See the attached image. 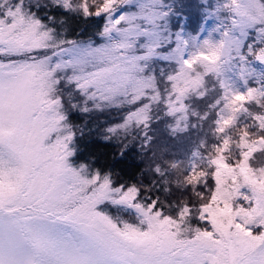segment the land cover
Returning a JSON list of instances; mask_svg holds the SVG:
<instances>
[{
  "label": "snow or ice",
  "instance_id": "obj_1",
  "mask_svg": "<svg viewBox=\"0 0 264 264\" xmlns=\"http://www.w3.org/2000/svg\"><path fill=\"white\" fill-rule=\"evenodd\" d=\"M130 2L55 0L65 12L103 18V37L111 39L113 31L124 34L129 28L140 27L136 21L142 19L141 34L161 39L147 27L154 23L150 19L154 10L116 15L121 4ZM233 2V11L241 17L240 21L233 19L235 26L244 21H251L250 26L264 23V5L259 0ZM253 8L256 15H252ZM38 11L35 0H0V56H27L0 60V264H264V169L257 174L251 163L256 153L264 151V136L253 138L245 129L241 158L232 163L226 155L231 150L230 139L216 146L217 155L211 161L216 186L197 210L199 221L206 226L197 225L186 233L182 225L192 215L191 206L185 205L176 217L166 215L158 201L147 206L138 202L137 187L115 186L110 174L89 172L87 164L75 162L76 133L64 111L63 97L57 95L58 74L71 72L65 82L75 85L86 102L97 97L108 101L135 82L141 90V96L132 101L136 103L144 94L142 90L153 87L134 75L142 71L140 61L153 56L176 58L181 67L169 77L177 96V101L170 102L169 114H174L186 108L182 103L176 107V103L202 85L203 75L194 77L192 71L197 65L205 67V74L218 71L231 51L228 41L206 40L202 49L184 59L187 41L178 35L177 46L168 52H159L166 45L156 43L148 45L143 55L129 56L127 49L132 45L127 43L82 46L77 41L60 40ZM258 31L257 43L264 39V29ZM243 34L246 37L247 33ZM171 42L167 38V43ZM49 49L51 54H47ZM249 55L264 63V48L253 53L250 45ZM104 60L111 63L96 67ZM88 67L94 70L88 72ZM260 97H264V85L246 93L235 92L231 110H246L245 105ZM142 111L136 109L125 123L107 131L115 134ZM139 119L144 123L148 116ZM254 119L260 124L259 131H264V117ZM234 121V116L218 121L217 131L224 133ZM224 169L229 175H222ZM207 175L192 173L191 182L199 183ZM242 186L252 190L251 196H244L246 201H254L251 207L234 204ZM104 204L133 207L141 217L140 224H118L101 210Z\"/></svg>",
  "mask_w": 264,
  "mask_h": 264
},
{
  "label": "trees",
  "instance_id": "obj_2",
  "mask_svg": "<svg viewBox=\"0 0 264 264\" xmlns=\"http://www.w3.org/2000/svg\"><path fill=\"white\" fill-rule=\"evenodd\" d=\"M224 1L166 0V5L161 9L165 17L161 22L154 23L161 28L159 44L166 45L158 51L168 52L175 48L178 35L187 41L184 59L202 49L207 32V29L202 31V27L213 21L215 25L223 21ZM35 3L39 5V16L55 30L53 34L58 39L94 44L104 40L105 37L100 35L105 24L103 18H84L78 13L65 12L56 6L55 0H35ZM129 9L130 3L120 5L122 12ZM225 12L231 15L230 8ZM224 25L230 26V23L224 22ZM263 26L261 29H264ZM169 37L172 41L170 44L167 43ZM257 38L258 35L255 37L250 33L248 41L239 50L230 48L228 55L223 57L225 64L219 66L218 71L205 74V67L197 65L191 74L194 77L198 73L203 75L202 85L194 87L176 103L177 107L182 103L186 108L174 114H169L172 106L169 102L177 101V96L173 94V81L169 77L176 74L181 66L172 58L153 56L141 61L143 68L137 73L153 87L142 90L144 94L136 103L132 101L141 96V90L136 88L133 91L131 85H127L126 90H129L126 96H122V103L115 100L100 104L99 97L86 102L85 96L76 90L75 85L65 82L71 72L64 73L62 96L68 122L76 133L75 162L87 164L89 172L100 170L110 174L115 186L137 187L140 203L147 206L158 201V207L163 208L166 215L176 217L185 205L191 206L192 215L182 225L186 233L197 225L205 227L198 219L197 210L208 201L216 186L211 176L214 171L211 161L217 155L216 146L222 145L225 138L230 139L231 150L226 155L232 163L241 158L243 149L240 141L245 129L254 134L253 138L256 135L264 136V131H259L260 124L254 119L255 116L264 117V97L245 105L246 110H231L235 107L231 105L235 92L246 93L249 88L260 89L264 85V63L255 55H249L250 45L253 53L264 48V39L257 43ZM196 42L202 43V46L198 48ZM137 47L140 51L145 50L139 44ZM84 108L89 110L83 111ZM136 109H148L147 121L139 123L130 120L115 134L107 131L125 123L129 114ZM231 116L235 117L233 125L224 133H219L217 129L220 125L217 122ZM260 154L261 163H264V151ZM193 159L197 162L195 166L192 165ZM251 163L259 174L262 168H259L257 153ZM201 172L207 173V177H202L199 183L191 182V174L199 175ZM205 179L207 183L203 182ZM118 208L122 213L112 205H107L105 210L115 216L118 224H123V217L129 215L140 224L139 217L131 210Z\"/></svg>",
  "mask_w": 264,
  "mask_h": 264
},
{
  "label": "rangeland",
  "instance_id": "obj_3",
  "mask_svg": "<svg viewBox=\"0 0 264 264\" xmlns=\"http://www.w3.org/2000/svg\"><path fill=\"white\" fill-rule=\"evenodd\" d=\"M223 3H224L223 4L224 9H223L222 13H224V14H222L221 17L223 18L224 22L230 23V26L229 25H224L223 21H222L223 23L222 22L218 23L219 25H215L214 21L208 23L207 26L203 25L202 31L207 29V32L205 34L206 36L204 37L203 40L204 41L210 40V41L216 43V42L221 41L222 39H225V40L228 41L229 48H231V49L233 48L235 50H239L241 42H242V44H245L248 41L250 33L255 34V37H257V35L259 36V31L258 30L261 29V25H264V23H256L255 26H250L251 23H252L251 21H244V22H241L239 27H237V26L234 25L233 19L235 18L237 21H240L241 17L237 16L236 13L233 11V8L235 6L233 0H226ZM259 3L261 5H264V0H259ZM165 5H166V0H131V2H130L131 9H129L127 12L119 11V12L116 13V15L119 16V15L124 14V13H141L142 9H148V10H154V11H151L150 19H152L154 21V23L157 22V21L161 22V19H163L165 17V15H166L165 12H162V10H161ZM227 8L231 9V13H230L231 15H227L226 14L225 11H227ZM219 11L220 10H218V12ZM218 12L216 11V13H218ZM160 13H161V15H160ZM256 14H257L256 10L253 8L252 9V15H256ZM154 23L147 24V27L149 28L150 31H155V32L161 34V28L157 27L156 24H154ZM136 24L140 25V27L129 28L128 31L125 32L124 34H117V32L113 31L112 34H111V39L105 37L104 40L100 44H94L93 42H85V41H82V40H79L77 42H79L82 46L83 45H87L89 43L93 44V46H98V45H101V44L112 45L113 42L127 43V44L132 45V47L127 49V54L129 56L143 55L148 50L147 46L159 43L158 42L159 39H157L156 36H149V35L141 34L142 29L145 26V21L144 20H142V19L141 20H137ZM121 27L124 28V27H127V25L126 24H122ZM226 32L230 33V35L228 37H225V35H224V33H226ZM245 32L247 33L246 37L243 34ZM232 38H238L236 43L232 42ZM138 44L141 45L142 48L145 49V50L144 51H140L139 48L137 47ZM195 46H198V48H200L202 46V43L196 42ZM52 51H53L52 49H49L47 54H51ZM189 58H190V56H189ZM8 59H20V60H23V59H27V56H23V57L0 56V60H8ZM56 59H58V57L54 58L53 63H55ZM172 59L177 61L176 58H172ZM185 59H187V58H185ZM112 62H114V61H112ZM109 63H111V62L108 61V60H104L102 63L96 64V67L103 68V67L107 66ZM224 64H225L224 60L222 59L221 62H220V66L224 65ZM140 65H141V61H140ZM180 66H181V64H180ZM142 68H143V66H142ZM93 70L94 69L92 67H88L87 68L88 72H91ZM138 71H136L134 73V75L136 77H138V78H142V76L138 75V73H137ZM58 75L61 76V82H62V79H64L63 78L64 73H60ZM145 82H148V81H145ZM61 85L62 84L60 83V85L58 87V90H57V95L60 96V97H63L62 96V93H63L62 89L63 88H62ZM65 85H67V84L65 83ZM128 85L132 86L133 91H135V89L138 87L135 82L130 83ZM126 87L121 89L117 94H115L108 101H102L99 98L100 104H103V103L104 104H107V103L109 104L111 102H114L115 100L120 102V103H122L123 100H124V98L122 96L123 95L126 96V94L128 93V90H129V89L126 90ZM170 99H172V98H170ZM64 111H65V107H64ZM135 111L136 110H134L133 112H135ZM65 113H66V111H65ZM148 113H149L148 109L147 110H143L141 113H138V115L136 117L132 118L131 120H134V121H137V122L140 123V119L139 118L141 116H143V115H147L148 116ZM260 153L261 152L257 153V160H258V164L260 165L259 168L263 169L264 168V166H263L264 163H261L262 156H261ZM195 164H197L196 159H193L192 160V165L195 166ZM224 170H225V172L222 175H229L228 170L227 169H224ZM231 183H232L231 180H229L228 184H231ZM251 195H252V190L248 186L240 187L239 188V195L234 200V204L236 206L243 205L245 208L251 207V204L254 203V201L253 202H249V201H246L244 199V196H251ZM107 205L110 206L112 204H104V205H102L101 206V210L104 211L105 213L109 214L117 223H119L118 220L115 218V216L113 214H110L107 210H105V207ZM118 206L123 207V208H125L127 210H131L132 213L134 215L136 214L137 217H139L138 219L141 220V217L138 214L137 210L134 209L133 207H128V206H125V205L113 206L114 208H116V210L119 213H122V211L119 210ZM123 223H128V224H131V225H139V223H136L134 221V219L132 218L131 215L123 217Z\"/></svg>",
  "mask_w": 264,
  "mask_h": 264
}]
</instances>
